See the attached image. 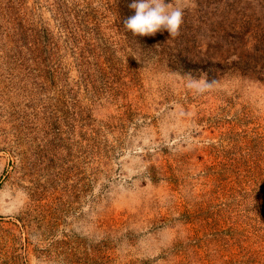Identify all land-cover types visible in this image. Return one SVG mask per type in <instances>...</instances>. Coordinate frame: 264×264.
Returning <instances> with one entry per match:
<instances>
[{"label": "rangeland", "instance_id": "rangeland-1", "mask_svg": "<svg viewBox=\"0 0 264 264\" xmlns=\"http://www.w3.org/2000/svg\"><path fill=\"white\" fill-rule=\"evenodd\" d=\"M131 2L0 0V264H264V0Z\"/></svg>", "mask_w": 264, "mask_h": 264}, {"label": "clouds", "instance_id": "clouds-1", "mask_svg": "<svg viewBox=\"0 0 264 264\" xmlns=\"http://www.w3.org/2000/svg\"><path fill=\"white\" fill-rule=\"evenodd\" d=\"M194 5V0H132L128 7L134 10L123 20L126 32L135 36H154L166 30L170 37L180 35L186 10ZM211 84L207 83L206 87Z\"/></svg>", "mask_w": 264, "mask_h": 264}]
</instances>
